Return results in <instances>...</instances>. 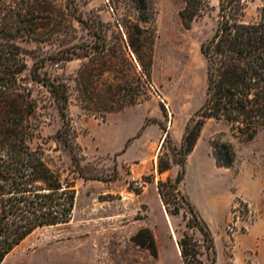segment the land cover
<instances>
[{
    "label": "rangeland",
    "instance_id": "1",
    "mask_svg": "<svg viewBox=\"0 0 264 264\" xmlns=\"http://www.w3.org/2000/svg\"><path fill=\"white\" fill-rule=\"evenodd\" d=\"M29 1L3 0L0 43L20 47L27 65L19 80L36 107L28 144L42 151L63 181L74 183L76 199L70 222L37 229L2 264H183L178 238L187 232L203 242V235L187 226L190 214L180 198L171 196L176 213H167L158 184L175 180L182 168L174 163L161 174L158 161L160 155L165 161L178 157L174 147L182 143L175 137L183 142L204 104L207 62L201 46L218 28L219 0H208L190 26L181 17L182 0ZM245 1L242 21L259 22L263 1ZM140 61L151 64V83ZM52 82L70 89L67 112L79 166L57 138L64 121ZM163 127L171 138L165 149ZM200 137V157L191 160L179 189L212 229L215 264H264V129L244 142L226 123L208 120ZM213 141L234 146L231 168L208 156ZM81 170L98 179L85 180ZM133 178L144 185L136 188ZM148 228L157 256L133 240Z\"/></svg>",
    "mask_w": 264,
    "mask_h": 264
},
{
    "label": "trees",
    "instance_id": "2",
    "mask_svg": "<svg viewBox=\"0 0 264 264\" xmlns=\"http://www.w3.org/2000/svg\"><path fill=\"white\" fill-rule=\"evenodd\" d=\"M182 1L185 8L181 17L186 26H190L207 7L208 0ZM262 1L260 21L246 24L242 21L246 9L245 0H219L218 28L212 38L201 46L207 62L204 104L188 123L182 145L174 147L178 157L165 161L163 156H159V173L169 171L174 163L182 168L175 180L168 179L158 184V192L167 213H176L169 206L171 196L180 198L190 214L187 226L198 228L203 235V242L187 232L178 238L177 245L183 264L216 262V241L211 227L189 195L179 189L187 174L189 155L195 149L203 127L208 120L226 123L233 135L244 142L252 141L264 129ZM31 4L28 0L27 5ZM5 5L0 0V10ZM141 19L149 22L142 15ZM78 21L83 23L81 18ZM137 30L139 33L142 31L139 27ZM22 56L23 52L17 45L0 43V264L37 229L70 222L76 199L74 183L63 181L47 165L42 151L28 144L33 136L30 120L36 107L29 90L19 80V75L27 69ZM140 63L142 73L151 83V64ZM49 88L58 101L64 121L57 132V138L71 149L73 162L78 165L81 155L77 151H80V147L67 112L69 86L64 82H52ZM163 129L167 133L162 145L165 149L171 138L166 128ZM212 148L218 167L231 168L236 163L237 152L231 143L213 141ZM79 172L85 180L98 179L94 175H85L82 170ZM144 233L146 237L140 240ZM133 240L147 247L154 256L158 255L157 242L149 228L139 231ZM205 256L209 262L205 261Z\"/></svg>",
    "mask_w": 264,
    "mask_h": 264
},
{
    "label": "crops",
    "instance_id": "3",
    "mask_svg": "<svg viewBox=\"0 0 264 264\" xmlns=\"http://www.w3.org/2000/svg\"><path fill=\"white\" fill-rule=\"evenodd\" d=\"M201 138V137H200ZM200 138H199V140H198V142H197V145H196V147H195V149L193 150V152L189 155V158H188V162H187V174L186 175H188V173H189V168H190V163H191V160L193 159V158H196V157H200V155H199V152H200V148L202 147V140H200ZM175 141L177 142V144H181L182 143V139H179V138H177V137H175ZM206 153L208 154V156H213V153L211 152V150L210 149H208V148H206ZM213 158H214V156H213ZM214 160H215V158H214ZM216 162V161H215ZM144 189H147V188H144ZM192 199V198H191ZM169 224H170V227H171V223L169 222ZM172 229V228H171Z\"/></svg>",
    "mask_w": 264,
    "mask_h": 264
},
{
    "label": "built area",
    "instance_id": "4",
    "mask_svg": "<svg viewBox=\"0 0 264 264\" xmlns=\"http://www.w3.org/2000/svg\"><path fill=\"white\" fill-rule=\"evenodd\" d=\"M132 180H133V184L136 188H140L144 185V183L142 181L137 180L136 178H133Z\"/></svg>",
    "mask_w": 264,
    "mask_h": 264
}]
</instances>
